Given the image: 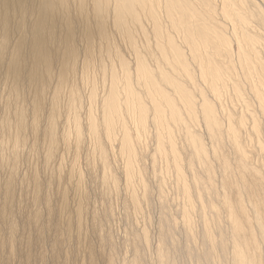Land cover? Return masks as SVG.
<instances>
[{"label": "bare ground", "instance_id": "bare-ground-1", "mask_svg": "<svg viewBox=\"0 0 264 264\" xmlns=\"http://www.w3.org/2000/svg\"><path fill=\"white\" fill-rule=\"evenodd\" d=\"M62 1L48 0L52 10L44 21V0H0V264H44L46 238L50 264H264L262 163L241 150L245 121L225 117L213 88L229 80L239 94L246 85L260 117L251 128L254 148L264 155L257 38L234 29L227 34V23L205 13L231 36L220 38L232 57L226 65L232 76L222 80L219 70L206 68L211 61L188 24L174 21L167 0H143L125 23L118 22L124 7L116 0H102L96 19L90 0H82L87 21L78 16L80 0H64L68 8ZM233 1L239 9L246 2ZM233 38L241 41L236 55L229 49ZM82 56L87 65L78 81L94 91L90 104L77 87ZM64 67L73 78L66 77L70 88L52 110L51 84ZM34 84H47L45 94ZM62 84L54 92L68 82ZM150 129L152 147L145 153L136 145ZM62 150H72L74 160L83 155L84 170L73 164V173H62ZM72 174L79 199L70 209L65 183ZM169 177L172 201L183 200L180 229L166 195ZM153 201L155 219L142 213Z\"/></svg>", "mask_w": 264, "mask_h": 264}, {"label": "rangeland", "instance_id": "rangeland-1", "mask_svg": "<svg viewBox=\"0 0 264 264\" xmlns=\"http://www.w3.org/2000/svg\"><path fill=\"white\" fill-rule=\"evenodd\" d=\"M116 1L118 3L120 2L121 5L124 7L122 9L121 17L118 19L119 20L118 22H122V23H125L127 21V17L134 16V13H135L134 8L136 6H143L144 4L143 0H137L136 3L132 2V0H116ZM190 1L191 3H186V2L184 3L183 0H167V6L171 8L172 10L171 14H172L174 21H181L183 24H185V26L187 23L189 26V30H187V33L190 35V37L193 39L194 42H195L194 39L200 42L202 51L204 52V54H206L207 58H209V60L211 61L209 64L205 65L206 68L209 69L210 72L214 68L219 70L220 74H222V77H221L222 80H227L228 78L232 76L231 71L226 69L227 62L229 63L228 66H232V63H231L232 57H230V55L228 54L227 48L222 47V44H220V38L231 37V36L226 35L225 33L221 32L220 28H222V24L218 23L216 20H222L224 23H227L224 25L228 31L227 34L231 32L229 31L230 29H234V31L239 36H241V34L244 33L245 36L248 37V39L252 37L256 40L257 38L256 40L257 42L255 46H257L256 52L257 54H259V56L257 55L259 58L258 61L259 63L261 61L264 67V18L262 20L261 17L259 16V14L264 15V9H262V5H260L261 3H259L261 0L260 1L258 0L259 2L256 0H245L246 2H244V0H242L241 2H244V5L242 6L243 9H239L233 0H190ZM63 2L64 0L62 1V3ZM80 3H81L80 5L81 8L79 10L80 15L78 16L79 18L87 21V15L85 14V11L84 13H82L83 1L80 0ZM90 3H91L92 11L95 9L93 18L96 19L97 17H101L102 0H95V2L94 0H90ZM49 5L50 4L48 3V0H44L43 8H42L43 9L42 18L44 19V21L49 20L48 15L49 14L51 15L52 7L49 8ZM63 5L65 6L64 3ZM65 7L68 8L67 5ZM111 12H112V9L110 8L108 13L112 15ZM205 13H207L208 16H212L213 19H216L214 21L220 27L216 28L212 20L211 22L213 24H210L204 16ZM225 13H227L228 16H226ZM235 13L239 14L240 17H237ZM70 17L72 16L70 15L69 18ZM239 18L242 19L244 22H241ZM67 21H68V16H67ZM245 29L247 30L246 33H245ZM48 35L50 37V42L52 43L53 37H51V34L49 32H48ZM238 35H235V36H238ZM240 43H241L240 39H235V38L231 39V46L229 47V49L232 54L236 55L237 46H239ZM79 49H81L82 52L84 53V49H82V47ZM68 52H70L69 49H66V51L64 52V57L68 58V56H70V55H67ZM181 52L185 53L186 55H190V50L187 46H183V48L181 49ZM84 60L85 59L83 58V56L79 59L80 65L79 66L77 65V67L79 68H77V74H76V76L78 75L77 81L78 79L80 80L81 70H83V68L87 65ZM46 65L47 64H44V66ZM72 66L74 67L76 65H72ZM72 66L70 68H72ZM250 66L252 67L253 65L250 64ZM64 68L62 70L61 69L59 70V75L61 72V76L59 75L55 76L54 78L55 84H51V85H54L57 87L59 86L60 82H62L63 84L65 82H68V84L64 89L61 87H58L55 92L54 90L56 87L53 89L51 97H52V104L54 107L52 106V110H54V108L58 106V103L61 100L62 96L66 94V91L68 90V88H70V85H71L70 80L69 81H65V80H66V77L73 78V73H70V71L67 70V68L65 69ZM33 70L35 71V68ZM50 74L52 77L51 68L47 69V75L50 76ZM80 81H78L77 87L81 89L82 95L85 96L84 100L90 104V95L93 94L94 91L93 92L91 91L90 85L83 84L82 82L79 83ZM251 81L253 83H257L259 81L257 72L251 73ZM106 82L108 83L109 80L107 79ZM232 83H233L232 81L228 80V81H225V83L223 84H220L219 82L216 85L215 84L213 85V88L217 90V92H219L218 100L220 103L221 111L225 115L226 118H229L236 124H238V120L244 119L245 121L244 125L239 127L241 129L239 130V139L243 142V144H240L241 150L245 152V155H247V157L254 156L255 159L257 158V160L260 161V163H262V164H257V165L259 166L261 171L264 173V155L260 153L258 149L254 148L258 145L255 143L254 133H252L251 131V128L253 126V120L258 121L260 119L259 114L257 112V106L250 95V91L247 92L242 87L245 84L241 86L240 93L238 94L235 91V89L232 87ZM46 86L47 84L45 85L42 84L41 86L34 84V88L38 87V88H35V91L39 90L42 95L45 94L42 92V90ZM202 87H203L202 89L206 88L205 85H202ZM49 89H50V85L48 86V91ZM34 95H36V92L34 93ZM68 100L72 102L71 99H68ZM67 105H69V103H67ZM67 105L65 106V108L67 107ZM69 108H71L70 105H69ZM128 128L130 130H133L135 129V126L132 124H128ZM202 129L203 127H200V130ZM153 132L154 130L150 129V134L147 137V139L146 140L141 139L139 141L140 146L136 145V147L137 148L141 147L143 151L147 153L152 147L150 146L151 141L149 138L151 137ZM116 136L118 139H120L123 136L122 129H120L119 126L116 130ZM245 145H246V148H245ZM117 146H118V143H115L114 147L116 150L119 151L121 149V146L120 147L119 146L117 147ZM26 153L27 151L24 152V154ZM73 164H75L77 169L80 168L81 170L82 169L84 170L85 164H86L84 156L81 155L80 157L75 158L74 160L72 150L71 151H67V150L60 151V165H61L62 173L66 175L67 173H73V166L70 167ZM120 165L121 163H118V162L115 163V166H120ZM172 180L173 179L171 177L168 178V185L166 186V192H167L166 195H167V198L169 199L168 204L170 207V212L174 215V220L177 224V227L180 229L183 226V222L179 214V211L182 207L183 200L181 198H177L176 200L172 201V199L174 198L173 193H172V186H171ZM76 185H77V179L75 177V174H72L70 177H68V180L65 183V188H66V193H67L70 209H73L76 207L78 199H79ZM150 187L152 188V198L154 200L156 197L155 185L151 183ZM84 192L87 195V197H91V198L93 197L92 196L93 192L90 190L88 186H85ZM152 205L153 206L150 207V210L143 209L142 213L144 212L146 213L148 211L151 214L152 219H155L157 215L155 201L152 202ZM143 215L140 214L137 216L138 217L137 219L139 222L138 226H140V224L144 222ZM149 233L153 235V237L155 236L156 231H155L154 225L149 226ZM49 243H50V240L46 238L44 247H45V254L47 257L45 258V260L47 263L44 262V264H50V259L48 258L50 254Z\"/></svg>", "mask_w": 264, "mask_h": 264}, {"label": "snow or ice", "instance_id": "snow-or-ice-1", "mask_svg": "<svg viewBox=\"0 0 264 264\" xmlns=\"http://www.w3.org/2000/svg\"><path fill=\"white\" fill-rule=\"evenodd\" d=\"M262 9H264V0H261Z\"/></svg>", "mask_w": 264, "mask_h": 264}]
</instances>
